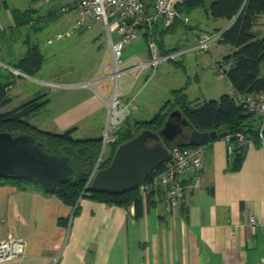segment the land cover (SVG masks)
<instances>
[{
  "label": "crops",
  "instance_id": "1",
  "mask_svg": "<svg viewBox=\"0 0 264 264\" xmlns=\"http://www.w3.org/2000/svg\"><path fill=\"white\" fill-rule=\"evenodd\" d=\"M229 23L225 19L224 28ZM91 26L98 30L102 24L99 21ZM161 29L156 27L153 34L155 40L161 41L159 49L179 48L164 45L165 32L161 33ZM140 36L125 44L123 59L148 58L145 33ZM97 37L101 40V54L89 72L80 73L77 80L37 78L44 80L42 84L51 88L52 95L41 89H22V83L17 81L21 69L11 63L5 65L15 80L7 86L10 101L4 108L14 97L28 99L43 94L46 102L40 111L29 115V123L52 133L73 127L72 136L84 139L102 135L112 82L118 99L134 105L128 120L148 119L137 113L145 107L143 92L147 89L161 95L163 99L159 100L168 99L178 87H184L186 93L185 81L177 87L170 86L172 82L167 79L161 84L170 74L166 64L158 63L154 71L149 67L131 68L117 79L112 78L109 39L101 31L93 32L89 38ZM134 64L130 61L128 65ZM159 66L164 75L155 78ZM173 111H179L186 120L179 109ZM179 123L181 131L177 136L187 140L193 127L189 122ZM203 146L200 184L186 189L183 207L166 210L162 200L146 205L142 199L140 217L134 216V205L125 207L94 200L89 195L80 197L73 211L59 196L30 182L0 179V239L13 236L25 242L21 256L0 264H258L264 258V230L259 225L264 221V142L248 140L242 162L235 169H228L227 137L207 141ZM247 213L256 218L254 227L247 223Z\"/></svg>",
  "mask_w": 264,
  "mask_h": 264
},
{
  "label": "trees",
  "instance_id": "2",
  "mask_svg": "<svg viewBox=\"0 0 264 264\" xmlns=\"http://www.w3.org/2000/svg\"><path fill=\"white\" fill-rule=\"evenodd\" d=\"M197 6H204V10L215 18L231 21L221 32L218 41L234 47L232 52L223 57V62L229 63V67L223 71L232 90L243 94L264 90V73H261V70H264V35L259 37L258 33L253 30L257 16L264 13V0H209L208 4H206V0H177L176 3L178 10L184 12H189ZM172 27L162 28L161 33L167 32ZM159 40L156 39L158 45L161 42ZM169 50L163 49L162 52ZM43 58L44 55L40 52L39 47L30 45L23 57L15 62L13 67L21 69L25 74H33L39 71ZM9 83H0V131L6 130L14 135L18 133L31 134L36 141L42 142L49 152L69 157L68 164L72 166L73 171L65 180L59 181L53 192L50 193L59 196L64 203L72 206L73 211L77 208L78 199L83 195H89L94 200L107 203L125 207L134 205V216L140 217L143 214L142 198L138 186L120 193L89 192L86 181L97 160L99 167H106L118 144L130 140L142 128L152 131L161 128L172 109H179L190 125L198 131L221 128L228 132L227 138L234 144V149L229 156L228 169L239 167L244 157L246 145L237 144V133H242L247 140H260L259 125L256 126L252 119L253 116L257 117L253 113H249L241 103L239 104L230 92L221 94L219 98L199 101L189 100L184 92V87H178L171 91L168 99L152 117L141 120L126 118L119 125L117 140L109 143L106 151L100 155L101 137L75 139L72 136L73 127L62 132L52 133L29 123V115L40 111L46 102V99L42 98L43 94L23 101L16 107L5 109L4 105L10 101V96L7 94ZM257 120L259 121V118ZM153 143V141H148L147 144ZM172 144L190 145L187 140H180L179 136L172 140ZM161 165L150 171L146 178L160 170ZM8 178L14 181L30 182L43 189L34 179L19 178L13 175L0 177V179ZM161 199L158 191L145 196L146 205H154Z\"/></svg>",
  "mask_w": 264,
  "mask_h": 264
},
{
  "label": "rangeland",
  "instance_id": "3",
  "mask_svg": "<svg viewBox=\"0 0 264 264\" xmlns=\"http://www.w3.org/2000/svg\"><path fill=\"white\" fill-rule=\"evenodd\" d=\"M208 2L209 0H206V4ZM185 14L188 16L186 24L177 21L171 29L164 33L166 47L192 46L196 44L201 32L211 35L224 28L225 19L211 16L204 10V6H197L189 12L182 11V15ZM75 17L73 11L60 13L59 5L53 1L0 0V82L15 80V77L6 71L5 65L14 64L18 58L23 57L29 43H35L39 47L44 59L39 72L20 73V77H18L20 80L17 81L22 83L20 86L26 91L41 89L52 95L51 88L42 84L44 80L61 79V77H63L62 79L77 80L80 73L89 72L95 66L97 56L101 54L98 47L101 42L98 40L99 37L94 40L89 37L93 32L101 31L107 38V31L103 25L98 30L92 26L87 29H71ZM256 19L253 30L261 37L264 35V13H260ZM58 33L64 34L61 40L56 38ZM80 34L83 35L79 36ZM140 35L141 33L137 36L140 37L139 39H141ZM50 39L51 43L48 44L47 40ZM208 46L207 50L190 49L183 55H178L175 59L180 60V63H176L175 59L160 61L159 64L169 66L170 72L161 81V84L170 80L172 84L169 82L168 84L177 87L185 81L183 84L186 85L187 97L199 101L219 98L221 94L230 92L231 88H229L223 71L229 67V63H224L223 57L232 52L234 47L218 40L212 41ZM109 60L110 57H107V61ZM261 73H264V70H261ZM155 74V78L164 75L160 71V66ZM40 77L44 80L37 79ZM112 86L113 82L111 91L114 88ZM143 93L145 107L141 110L144 112L139 110L137 113L149 118L158 108L159 103L162 104L165 100H159L163 99L162 96L153 95L148 89ZM19 98L22 97L19 96ZM23 98L14 97L5 108H13L21 102L19 100L26 101L31 97ZM138 114L136 116L140 117ZM252 119L258 126L257 118L253 116ZM107 147L108 144L105 146L104 152Z\"/></svg>",
  "mask_w": 264,
  "mask_h": 264
},
{
  "label": "built area",
  "instance_id": "4",
  "mask_svg": "<svg viewBox=\"0 0 264 264\" xmlns=\"http://www.w3.org/2000/svg\"><path fill=\"white\" fill-rule=\"evenodd\" d=\"M53 1L59 5V12L73 11L75 19L71 29H87L94 22H101L106 28L107 38L109 39L110 50L113 57L112 78L117 79L118 75L126 73L128 70H139L143 67H149L154 71L160 61L175 59L176 56L184 54L190 49L207 50L212 41L219 40L221 31L216 34H206L201 32L196 44L187 48H175L162 52L154 38L156 27H171L177 21L186 24L188 16L182 15L176 7L177 0H43ZM145 33L146 47L149 51L147 59L142 60L139 57L132 56L123 59V49L125 44L135 40L141 33ZM116 38H113V35ZM64 34H56L57 39H61ZM48 42H50L48 40ZM133 59V60H132ZM130 61H135L133 66H129ZM116 85L109 99L107 107V118L104 124V130L101 135V153L105 146L117 140L119 125L131 115L134 105L131 102H123L116 96ZM236 101L245 107L249 113H253L259 118V139L264 142V90L260 92H251L249 94L237 93L230 90ZM227 137V136H226ZM228 139V138H227ZM242 133L236 134V142L240 145H246ZM229 155L234 149L228 139ZM169 158L163 162L160 170L138 185L140 196L159 192L162 198L163 206L166 210L178 209L183 207L186 202V189L194 188L200 183V169L202 167L204 146L192 144L189 146L169 145ZM99 159V158H98ZM99 168L98 160L86 181L89 185L94 177V173ZM247 223L254 227L257 224L256 218L250 213L246 214ZM261 230H264V221L259 222ZM25 242L17 237H5L0 239V261L12 259V257L21 256L24 252ZM258 264H264V258H261Z\"/></svg>",
  "mask_w": 264,
  "mask_h": 264
},
{
  "label": "water",
  "instance_id": "5",
  "mask_svg": "<svg viewBox=\"0 0 264 264\" xmlns=\"http://www.w3.org/2000/svg\"><path fill=\"white\" fill-rule=\"evenodd\" d=\"M180 116L179 111H173L161 128L154 131L142 128L130 140L118 144L109 164L94 173L88 191L120 193L140 185L150 171L168 160L169 143L181 131L179 122L188 123ZM189 134L188 144L203 145L226 137L228 132L221 128L209 131L193 128ZM148 141L154 143L148 145ZM68 161V156L49 152L31 134L0 131V177L13 175L34 179L45 191L53 192L56 184L73 171Z\"/></svg>",
  "mask_w": 264,
  "mask_h": 264
}]
</instances>
